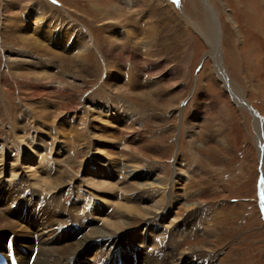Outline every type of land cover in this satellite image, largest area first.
<instances>
[{
	"label": "rangeland",
	"instance_id": "1",
	"mask_svg": "<svg viewBox=\"0 0 264 264\" xmlns=\"http://www.w3.org/2000/svg\"><path fill=\"white\" fill-rule=\"evenodd\" d=\"M41 18L36 26L35 19ZM215 25L220 66L205 39ZM22 27L36 39H46V48L62 58L19 40L15 35ZM87 37L92 44L84 69L74 56ZM112 78L125 93L108 85ZM135 88L146 99L130 94ZM74 108L79 117L64 113ZM90 111L95 115L87 124L101 136L94 143L88 136V142L78 137L85 126L80 117ZM55 116L63 129L54 127ZM263 124L264 0H0V151L5 154L0 187L23 181L26 198L31 189L40 195V188L30 185V172L44 169L39 160L53 159L52 169L76 174L78 181L72 183L79 190L95 188V177L114 184L113 192L105 194H119L105 199L109 204L97 199L102 209L96 204L86 209L89 222L84 227L59 224L53 234L56 247L75 242L76 233L88 235L101 227L115 203L123 201L122 194H131L126 188L145 191L134 183H157L168 170L172 181L166 193L174 205L158 210V215L166 214L164 219L137 217L118 233L124 242H134L139 251L143 246L134 234H148L152 224L159 231L175 229L194 213L201 223L175 236L178 252L167 245L177 254L170 264H264ZM20 137L32 147L42 142L41 155L26 162L17 159L14 145ZM24 150L29 157L39 154L35 148ZM131 157H138L139 165ZM11 167L18 174L7 173ZM131 170L142 173L141 178L129 179ZM147 170L149 179L144 178ZM176 175L186 177L177 186L186 185L190 196L174 192ZM143 198L138 200L145 207L154 204L151 197ZM22 212H28L27 204ZM13 216L26 224L19 220L22 213ZM56 221L51 223L58 226ZM201 239L207 240L205 245ZM163 245L148 248L156 254ZM94 253L87 251L86 260ZM184 255L193 261L180 260ZM154 260L161 264L162 258L156 254Z\"/></svg>",
	"mask_w": 264,
	"mask_h": 264
},
{
	"label": "bare ground",
	"instance_id": "2",
	"mask_svg": "<svg viewBox=\"0 0 264 264\" xmlns=\"http://www.w3.org/2000/svg\"><path fill=\"white\" fill-rule=\"evenodd\" d=\"M42 19L43 18H41V20L35 19L36 26H39L40 23L41 24L43 23ZM215 26L216 29L214 28V31L212 30V32H210L209 35H205L206 37L205 39L211 47L210 52L215 58L218 64L217 66H220V55H221L220 46H219L220 31L218 29V25ZM22 30H26V32L24 31L22 32ZM19 31H21L20 35H17ZM27 31L28 30L24 27H22L21 30L19 28L15 36L19 40H22L23 42L29 41L27 43V45L29 46L34 45L37 47V49L40 47V49L43 48L46 51L50 50L55 56L62 58L61 53H59L58 51L48 49V47L46 48V45H44L43 42L46 39L40 38L38 40L35 38L36 36L34 37V35L30 34ZM33 33L37 35L36 31ZM115 38L119 39V37H115ZM85 39H87V41ZM85 39L84 40L86 41V43L84 45H81V47H79L77 51L75 49L76 54L74 56L75 59H77L78 64L83 66V68L85 67V62L87 60L90 61V53H91L90 49L92 44L91 37H87ZM68 49H69L68 51L73 53L74 49L72 48V46H70V48ZM84 69H86V67ZM111 76L107 77L108 80H111ZM44 77L49 78V80L51 81V74L45 72ZM220 78L224 82L225 86L226 85L230 86L229 85L230 82H228V79L225 77L224 74H222ZM112 80L113 81L112 82L109 81V83L108 81H106L108 85H110V87L116 92L122 90L124 86L121 85L118 81H116V79L112 78ZM122 92L125 93V91L123 90ZM130 94H135V96H137L138 98L144 97V93L141 92L139 88H135V90L132 91ZM239 98L240 97H238L237 99L240 100ZM143 99H146V97H144ZM64 113L65 114L72 113L79 117L78 110L76 108L71 109L69 111L66 110L64 111ZM94 115H95V111H90V113H84V114L82 113V116L80 118L85 124V126H83L84 128H82L83 130H78L79 138L81 139L85 138L86 141L87 139L86 136H88L93 141V143H94L93 139L95 137L96 138L99 137L100 135L97 136L96 132L89 127V125L87 124L88 122L87 119L90 116H94ZM57 119L58 116H55L52 119V123L55 124L54 127L61 130L64 128L63 127L64 125L59 124ZM257 121L258 124H261L259 120ZM259 128L261 127L259 126ZM73 132H74V128H73ZM89 138L87 139V142L89 141ZM19 139L20 141L17 142V145L14 146L16 150H18V153H16L17 159H19L21 162L23 161L26 162L25 159L27 158H31V159L35 157L37 158L39 155H41L40 153H42L43 150L42 142H38L37 145L32 147L33 145L32 143H30V141L24 143V141L26 140L22 139V137H20ZM137 143L135 144L138 145ZM24 146L28 147L29 149L35 148L36 150H38L39 154L36 153L37 155L34 154L32 155V157H29V152H27V150H24ZM134 150H136V148H134ZM4 156H5L4 152L0 151V164L3 163ZM70 158L71 157H69V159ZM137 158L131 157L132 161H134L136 165L137 164L139 165V161L138 163L136 161ZM39 162H42L44 169L39 168L36 169V171L30 172L31 178L32 177L34 178L33 182L31 181L30 185L36 188H40L39 189L40 195H36L34 191L31 189L30 190L31 193L29 194L30 197L26 198L27 190L24 189L25 186H23L24 183L23 181H18V182L16 181L15 183H13L12 186L9 185L8 187H4V186L0 187V206H4V208H2L4 211L2 212L0 211V251L4 252L6 256L12 255L13 257H11V259L13 264H97V263L98 264H130L129 262H131V264H133V262L137 264H159L154 260L156 254L162 258L161 264L162 262L163 264H168L169 261L171 260L170 257H172V255L176 253L174 251L170 252L167 249V245L168 247H170L169 245H171L172 248L176 247L178 252L179 245L176 243L175 236L178 235L179 233H183L184 231H187L188 229L191 228L193 229V227L199 226L198 223H201L198 222L194 213H189L187 217L183 219V222H178L177 224L175 223L176 224L175 229H171V228L169 229L168 227H165L164 230L159 231V229L157 230L154 229L153 226L154 224H152L149 226L147 230L148 234L145 233L146 235L144 234L139 237L138 235L137 236L135 234L133 235L134 239L142 243L143 248H139L140 249L139 251L136 250L134 251V247H136V245H134V242L133 244L132 243L129 244L127 242H124L119 237L118 233L124 231V229L126 228L128 229L137 217H140L141 219L144 220L149 219L151 217L157 218L158 216L159 217L161 216L160 214L159 215L157 214L158 210L163 209V207H165L167 204H170V206L174 205L173 204L174 199L169 198L168 194L166 193V189L169 187L172 181L171 180L172 176H170L171 173L168 170H163L161 172V175L157 179L155 178L156 181L158 180L157 183H154V180L149 183H138V182L134 183L137 186V188L139 189L143 188L145 189V191L140 190L136 194L135 192H133L134 190L130 187L124 190L127 193L131 192V194L130 195L122 194L123 201L120 200L118 201L117 199L118 197L117 198L115 197L118 202L115 203V206L113 208L114 211L112 210L111 213L109 212L108 216L104 218L103 220L104 224L101 227L92 229L88 235H79L76 233L75 242L70 241L73 243L71 244L67 243L68 245L66 244L67 246H63V247L61 246L56 247L55 244L57 239L53 237L54 236L53 234L57 232L59 228V224L62 226L72 225L73 230H74L73 228L74 226L76 227L79 225L84 227L89 222L88 211H86V209L88 208L90 210L93 209L94 206L97 205V203H95L97 199L105 201V199L109 200V197H112L114 194L115 196H119V194L118 193L109 194L108 192L107 194H105L106 192L105 190L108 191L112 190L113 192L114 184L108 183L107 181H100V180L95 181L94 180L95 177L93 178V180L91 179L92 180L91 183L93 184V186H95V188L91 187V188L79 190L78 188H76L77 186L74 183H72L73 180H75V182H77L78 180H76L77 177L76 174L72 173L71 170H69L68 168L62 171H57L52 169L51 164L52 163L56 164V162L53 159L51 161L39 160ZM75 162L77 163V161ZM4 163H6V161ZM67 163H69L71 167H74L73 166L74 163L70 162V160H68ZM16 171L17 173H15ZM7 173L9 174L11 173V175L14 176L15 174H18V170L16 167H11L10 170L7 171ZM67 176L68 179L66 180ZM127 176H129V179L130 178L139 179L141 178L142 173H138L135 170H131L130 172L129 171L127 172ZM148 177H150L149 170H147L144 175V178L149 179ZM175 179L176 181L173 182V186H175L174 192L176 193L180 192V195L189 194L190 196L189 188L186 185L184 187H181V189L178 188L177 186L182 184V182L186 180V177H180L179 175H176ZM144 196L147 198L151 197V200L154 201V204L151 207L149 206L145 207L144 205L141 204L140 202L141 200H138V199L144 200L143 198ZM80 198H83L82 200L83 204L79 205L78 203ZM93 201L94 204H92ZM105 202L107 203V201ZM26 204L28 206V212L24 214L22 211L26 207ZM107 204H109V202ZM97 209L98 210L102 209V207L100 205L99 206L97 205ZM17 212H20L24 215L23 218H20L19 220L21 221L25 220L26 222L25 225H21L20 223L18 224L16 222L17 220L12 219V217H14L13 214L14 213L17 214ZM165 215L166 214L162 215L161 219H164L166 217ZM54 219H57L55 224L58 226H54V224L51 223V221ZM28 220H30V222H28ZM159 224H160V220H159ZM168 229L171 232H168ZM156 236H158L157 240L154 239L156 238ZM159 237H164V238L160 239ZM68 238L66 240H68ZM201 241L203 242L202 244L205 245L207 240L201 239ZM160 242L164 244L162 248L160 247V249L157 252H155L156 254L151 253L148 248V245L152 244L154 246H158L160 245ZM93 249L96 250V253H94L92 258H90L89 261H87L86 260L87 251L90 252ZM192 249L198 250L199 247L196 248L194 247ZM179 258L180 260L187 259L185 261H189V262L193 261L191 257L189 256L187 257L185 255ZM193 264H204V263L199 262L197 260L194 261Z\"/></svg>",
	"mask_w": 264,
	"mask_h": 264
}]
</instances>
